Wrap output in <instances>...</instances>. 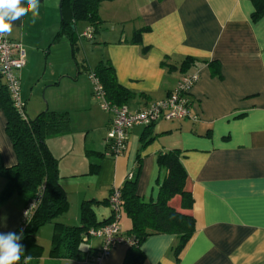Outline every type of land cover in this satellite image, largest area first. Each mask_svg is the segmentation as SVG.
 <instances>
[{"label": "crops", "instance_id": "0c3cea01", "mask_svg": "<svg viewBox=\"0 0 264 264\" xmlns=\"http://www.w3.org/2000/svg\"><path fill=\"white\" fill-rule=\"evenodd\" d=\"M39 3V15L33 17L29 12L14 21L7 36L20 42L25 52L26 63L18 76L26 116L45 109L69 114V131L46 139L57 159L59 183L69 207L38 228L35 239L42 246L38 264H96L88 252L79 259L49 256L54 222L80 225V205L85 200L92 201L95 221L109 218L111 188L122 186L127 174L133 175L137 169V195L154 201L157 154L173 148L181 151L187 173L185 186L193 198L188 212L194 217L195 231L177 259L170 250L174 235L149 236L141 244V264H264V17L251 20L252 2L103 1L98 7L101 22L91 39L83 38L89 40L85 44L80 35L90 25L83 22L79 29L76 24L78 47L84 51L83 68L93 70L98 63L108 62L117 83L133 93L124 104L130 111L164 98L183 73H199L190 91L189 116L159 120L150 126L135 124L125 151L117 156L106 154L110 113L98 108L88 74H80L70 46L76 70L62 74L51 69L40 86L45 104L34 98L30 87L26 91L36 80L38 65L44 61V70L49 65L55 44L51 40L59 26L46 0ZM21 6L27 7L26 0ZM137 29L142 31L133 43ZM186 57L194 62L182 71L180 65ZM63 81H69L70 93L47 97ZM0 155L4 166L16 163L1 111ZM91 164H98L95 171ZM4 184L0 177V190ZM171 204L179 208V198L174 197ZM25 205L14 194L0 206V234L19 227ZM119 226L123 233L130 227L124 214ZM85 234H81L79 247L94 252L100 240L85 238ZM126 247L116 244L99 264H121Z\"/></svg>", "mask_w": 264, "mask_h": 264}, {"label": "trees", "instance_id": "16d2710c", "mask_svg": "<svg viewBox=\"0 0 264 264\" xmlns=\"http://www.w3.org/2000/svg\"><path fill=\"white\" fill-rule=\"evenodd\" d=\"M103 1L111 0H60V20L58 30L51 43L66 39L73 59L78 50V36L76 24L84 22L93 30L101 19L98 7ZM253 5L251 20L257 21L264 17V0H250ZM142 29L133 33L132 42L139 40ZM194 58L186 57L180 65L185 71ZM211 62H209L210 64ZM87 74H93L101 82L106 99L116 105H124L132 92L117 83L112 66L108 62L98 63L93 70L85 67ZM0 111L5 116V133L9 137L16 155V163L4 166L0 155V177L5 184L0 190V206L12 195L22 197L26 204L40 191L39 201L36 203L29 219L22 227L13 233L22 234L19 241L24 248V255L18 264H24V256H31L29 264H38L42 254V246L36 242L35 234L39 227L50 222L64 213L69 203L66 193L59 183L57 159L50 153L46 139L69 131V114L67 111L42 110L33 117L22 118L13 107L8 91L0 76ZM148 128V127H147ZM150 140L145 139L142 146ZM156 162L159 168L157 197L154 201L143 200L136 193V176L138 169L131 178H126L120 186L122 200V214L130 220L129 229L124 232L131 238L127 244L121 264H141L144 253L141 244L151 235L172 234L175 243L170 250L174 259L192 237L195 231V220L188 212L193 204L190 191L186 188L187 173L181 160L178 148L169 149L157 154ZM98 164H91L95 171ZM178 197L180 207L175 208L171 200ZM92 201H82L80 205V225H65L54 222L51 235L49 256L79 259L88 252L91 257L94 252L82 250L81 234L90 227L107 223L111 219L95 221L91 208Z\"/></svg>", "mask_w": 264, "mask_h": 264}, {"label": "built area", "instance_id": "2783aa9c", "mask_svg": "<svg viewBox=\"0 0 264 264\" xmlns=\"http://www.w3.org/2000/svg\"><path fill=\"white\" fill-rule=\"evenodd\" d=\"M92 34L93 28L88 26L80 37L91 39ZM25 63V52L20 42L8 37L0 38V76L13 107L24 119L26 116L24 102L20 95L18 72L24 67ZM88 78L92 85V95L97 99L99 108L110 113L105 136L106 154L117 156L125 151L128 133L135 124L150 126L159 120H177L189 116L190 91L198 81L199 73L197 71L183 73L174 88L164 98L149 102L146 106L134 111L128 110L125 105H116L109 102L105 97L101 82L93 72L88 73ZM131 177L132 173L127 174V178ZM120 194L119 187L111 188L107 198L111 210L110 221L96 227H90L84 236L85 238L93 237L100 240V245L90 257L96 264L105 259L116 244L127 245L131 242V238L126 236L119 226L122 217ZM39 197L40 191L25 205L19 227H22L29 219L36 203L39 201Z\"/></svg>", "mask_w": 264, "mask_h": 264}, {"label": "rangeland", "instance_id": "374dc122", "mask_svg": "<svg viewBox=\"0 0 264 264\" xmlns=\"http://www.w3.org/2000/svg\"><path fill=\"white\" fill-rule=\"evenodd\" d=\"M46 4L47 6L51 9L50 11H52V13L54 14L55 18L57 17V20H60V12H59V2L60 0H46ZM83 22L78 23V27L79 29L83 26V24H81ZM81 40H83L82 42L87 43L89 40L84 41V39L82 38ZM52 51H51V55L49 56L50 61H48V66L45 69V62L42 61L40 63V65H38V68H36V72L37 75L36 80H33L30 84V86H27L26 91L31 90V94L34 96V98H36L37 100H40L45 104L46 99L44 97V90L41 86L42 82L45 81V78L49 76V73L51 71V69H54V71H58V73H69V71H73L76 70L75 68V64L73 62V60L70 58L69 55V45L66 39L62 38L60 41H58L57 43H55L53 45ZM76 57L78 59V63H79V67H80V74H84L85 69L83 68L82 64V59L84 58V51L83 49L79 46L78 50L76 51ZM52 63V64H51ZM75 73V72H74ZM38 79H40L38 81ZM39 82L37 84H35V86L32 89L33 83ZM69 81H63L58 89H50L47 92V97H49L50 95H56L58 93H63L68 95V93H70V89L68 87V83ZM21 86V84H20ZM93 96V95H92ZM94 101L96 102L97 106H98V101L97 99L93 96ZM99 108V107H98Z\"/></svg>", "mask_w": 264, "mask_h": 264}, {"label": "clouds", "instance_id": "9594fccd", "mask_svg": "<svg viewBox=\"0 0 264 264\" xmlns=\"http://www.w3.org/2000/svg\"><path fill=\"white\" fill-rule=\"evenodd\" d=\"M27 7L21 6L22 0H0V38L11 35L13 22L31 12L33 17L39 15V0H26ZM34 22V21H33ZM22 238L13 232L0 234V264H18L24 255ZM31 256H24V264H29Z\"/></svg>", "mask_w": 264, "mask_h": 264}, {"label": "water", "instance_id": "95a60500", "mask_svg": "<svg viewBox=\"0 0 264 264\" xmlns=\"http://www.w3.org/2000/svg\"><path fill=\"white\" fill-rule=\"evenodd\" d=\"M59 5H60V2H59Z\"/></svg>", "mask_w": 264, "mask_h": 264}]
</instances>
